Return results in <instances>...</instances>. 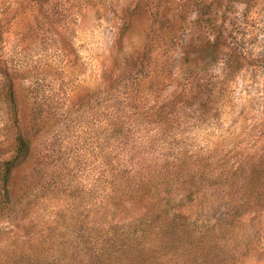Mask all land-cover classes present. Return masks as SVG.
<instances>
[{
  "label": "rangeland",
  "instance_id": "1",
  "mask_svg": "<svg viewBox=\"0 0 264 264\" xmlns=\"http://www.w3.org/2000/svg\"><path fill=\"white\" fill-rule=\"evenodd\" d=\"M8 160L0 264H264V0H0Z\"/></svg>",
  "mask_w": 264,
  "mask_h": 264
},
{
  "label": "trees",
  "instance_id": "2",
  "mask_svg": "<svg viewBox=\"0 0 264 264\" xmlns=\"http://www.w3.org/2000/svg\"><path fill=\"white\" fill-rule=\"evenodd\" d=\"M8 94H9V101H10V103H13L12 92L9 91ZM26 146H27V144L25 143V141L23 139H21L20 137H18L16 139V148H15L16 155L17 154L24 153V151L26 149L25 148ZM13 159H14V156H13ZM12 160H8V161H6V162L3 163L2 169H1V172L0 173H2V174L5 175V173H8L9 172V170H10V168H9L10 167V161H12ZM33 260H36V259L29 260V258H27V260L24 263L21 261V263H19V264H34L33 263ZM114 262H115V260H114Z\"/></svg>",
  "mask_w": 264,
  "mask_h": 264
}]
</instances>
